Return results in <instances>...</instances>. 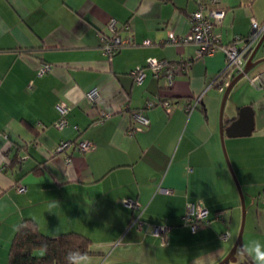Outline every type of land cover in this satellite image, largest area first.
Returning a JSON list of instances; mask_svg holds the SVG:
<instances>
[{
    "label": "crops",
    "instance_id": "1",
    "mask_svg": "<svg viewBox=\"0 0 264 264\" xmlns=\"http://www.w3.org/2000/svg\"><path fill=\"white\" fill-rule=\"evenodd\" d=\"M200 6L224 12L213 25L220 45L243 46L251 19L264 21V0H0V264H8L23 219L49 237H88L84 264H217L229 253L242 206L219 134L225 56L168 43L170 33L188 35ZM112 20L131 44L108 57L99 36L110 34ZM148 58L178 66L171 85L145 66ZM262 58L264 41L254 60ZM42 64L49 70L38 76ZM262 72L264 61L249 74ZM92 88L96 101L86 97ZM60 103L68 108L64 129L56 127ZM244 106L253 110V132L224 145L246 205L242 241L264 244V90L241 79L222 111L226 125ZM137 112L148 126L135 121ZM69 140L94 148L57 153ZM189 203L208 210L195 231L182 221ZM136 216L141 227L131 224ZM156 225L169 227L165 238L152 234Z\"/></svg>",
    "mask_w": 264,
    "mask_h": 264
},
{
    "label": "built area",
    "instance_id": "2",
    "mask_svg": "<svg viewBox=\"0 0 264 264\" xmlns=\"http://www.w3.org/2000/svg\"><path fill=\"white\" fill-rule=\"evenodd\" d=\"M205 7L200 6L195 12L191 14L190 17V30L187 36L182 39H178L174 33L169 34L168 43L170 44H178V43H192L195 44L196 56L202 57L205 55H212L215 52L219 51L224 54L226 65L223 71L220 73L219 78L221 82V88L223 85L225 87L230 82L232 76L237 75L238 73L243 71L244 65L246 63L247 57L252 52L256 42L264 33V21L263 23L257 22L254 18L251 19V31L249 35L239 41L243 42V46L238 47L237 45H220L219 43V35L213 32V25L215 23H220L224 17V12L220 10L209 11V13L205 14ZM109 35H100V40L103 44V53L108 57H112L121 47L131 44L130 39L122 40L120 36L116 34L117 25L114 20L110 21L108 25ZM143 45H149L150 41L145 40L142 43ZM145 66L152 70L154 75L159 77L163 75L168 85H171L175 74L178 71V66L169 65L165 61L157 60L155 58H148L145 61ZM49 70V66L47 64H42L37 72L38 76H41L45 72ZM135 76V80L138 83L143 81L145 76L143 70L141 68L136 69L133 73ZM246 81L250 84V86L263 89L264 90V72L258 73L255 75L248 74L244 77ZM98 96V91L96 88L90 89L86 93V97L90 101H96ZM153 105L151 103H147L145 108H151ZM162 106L167 111L169 110V103L164 102ZM57 110L59 112V119L56 122V127L58 129H64L68 126V122L66 120V114L68 108L64 104H58ZM109 115L107 113L101 114V120H104ZM133 118L136 122L141 126H148L149 119L142 114V112H137L133 114ZM132 126L128 133L130 135L134 134L137 131H141V126ZM76 149L80 152H88L94 148V145L89 141H61L56 151L57 153L63 152L66 149ZM69 161V159H66ZM22 189H19L21 191ZM260 199L264 201V190L260 196ZM125 204L130 209H136L138 206L136 203L132 201H126ZM182 221L184 224L190 226L192 231L198 229V227L202 224H206L208 222V210L203 207L200 203H189L186 206V212L182 217ZM137 224L138 226L144 225V222L139 218V216L134 217L131 220V224ZM169 227L166 225L153 226L152 234L161 238H165L168 235ZM225 233L221 234V239Z\"/></svg>",
    "mask_w": 264,
    "mask_h": 264
},
{
    "label": "trees",
    "instance_id": "3",
    "mask_svg": "<svg viewBox=\"0 0 264 264\" xmlns=\"http://www.w3.org/2000/svg\"><path fill=\"white\" fill-rule=\"evenodd\" d=\"M39 172L37 169L34 173ZM91 246L90 239L82 234L70 232L49 237L39 230L34 220L23 219L12 239L8 264H68L69 253H79L82 259L92 253Z\"/></svg>",
    "mask_w": 264,
    "mask_h": 264
},
{
    "label": "water",
    "instance_id": "4",
    "mask_svg": "<svg viewBox=\"0 0 264 264\" xmlns=\"http://www.w3.org/2000/svg\"><path fill=\"white\" fill-rule=\"evenodd\" d=\"M264 41V33L261 35V37L258 39L256 45L254 46L252 52L246 59V63L244 65L243 71L238 73L235 76H232L230 82L225 88L222 100H221V106H220V120H219V134H220V141L222 146V151L225 156L228 168L233 176V179L235 181L236 187L238 189L240 200H241V206H242V220L241 225L239 229V233L237 236V239L232 247V249L229 251V253L217 264H240L236 262V259L234 257L236 253V249L243 243L242 241V233H243V227H244V213H245V204L243 199V194L240 189V186L238 185L236 178L234 176V173L231 169L230 163L228 161L225 145H224V138L225 137H243V136H249L254 129V120H253V110L249 106L241 107L238 110V114L236 119L232 120L228 125H226V122L222 120V111L224 108V105L226 103V100L232 91V89L235 87V85L241 80L244 79L245 76H247L253 68H255L258 64L264 61V58L254 60L255 55L259 51L260 47L262 46ZM245 262L248 264H252V261L250 258H244Z\"/></svg>",
    "mask_w": 264,
    "mask_h": 264
},
{
    "label": "clouds",
    "instance_id": "5",
    "mask_svg": "<svg viewBox=\"0 0 264 264\" xmlns=\"http://www.w3.org/2000/svg\"><path fill=\"white\" fill-rule=\"evenodd\" d=\"M231 239V231L225 233L223 240ZM46 245L44 251H46ZM43 254V252L41 253ZM236 256L241 260L250 258L252 264H264V244L258 240L245 241L236 249ZM79 253H69L67 256L68 264H84L83 260L79 259Z\"/></svg>",
    "mask_w": 264,
    "mask_h": 264
},
{
    "label": "rangeland",
    "instance_id": "6",
    "mask_svg": "<svg viewBox=\"0 0 264 264\" xmlns=\"http://www.w3.org/2000/svg\"><path fill=\"white\" fill-rule=\"evenodd\" d=\"M252 141V144L254 145L255 144V146L256 145H258V143H257V140L256 139H253V140H251ZM258 142H260V141H258ZM225 146H226V152H227V157L229 158V148H228V146L226 145V142H225ZM245 210H246V205H245Z\"/></svg>",
    "mask_w": 264,
    "mask_h": 264
}]
</instances>
